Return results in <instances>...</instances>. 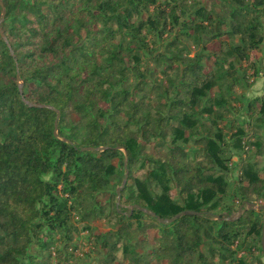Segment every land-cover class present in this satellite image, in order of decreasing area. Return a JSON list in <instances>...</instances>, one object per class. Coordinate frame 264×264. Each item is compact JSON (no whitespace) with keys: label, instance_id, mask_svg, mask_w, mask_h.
Returning <instances> with one entry per match:
<instances>
[{"label":"trees","instance_id":"1","mask_svg":"<svg viewBox=\"0 0 264 264\" xmlns=\"http://www.w3.org/2000/svg\"><path fill=\"white\" fill-rule=\"evenodd\" d=\"M263 42L264 0H0V264H85L82 229L94 264H249L263 220L238 211L264 204V93L245 90Z\"/></svg>","mask_w":264,"mask_h":264},{"label":"rangeland","instance_id":"2","mask_svg":"<svg viewBox=\"0 0 264 264\" xmlns=\"http://www.w3.org/2000/svg\"><path fill=\"white\" fill-rule=\"evenodd\" d=\"M149 43V46L151 49L153 48H158L162 51H164V44H165V40L160 38V37H156V36H148L146 38V40ZM190 49H191V53L193 54L194 50L196 48H193L192 45H190ZM255 54L257 55V60L258 63L257 65V69H256V75L255 77L253 76L254 82L252 85H250L246 90H245V96L247 98H251L254 97L256 95L262 94L264 93V42L261 45L260 49L258 51L255 52ZM145 63L144 66L145 67ZM149 66H151V68L154 69V73H156V77L158 78H162L161 72H160V68H158L152 61L148 62ZM163 84H165V82H163ZM236 117L239 119V121L245 123L246 119H247V115L244 112H240L239 114L236 115ZM243 129H244V135H243V140H250L253 141L252 137H248L247 134V130L244 128V124H242ZM234 131V129L232 130V132ZM249 135V134H248ZM254 147H252L251 150H253ZM249 151V154H251L252 151ZM235 154L232 157V161L234 163V165H231V169L228 170V172L226 173V177L227 179L230 181L232 179H235L240 171L238 168V165L240 166L241 164V158L243 159V161H245V159L248 158V153L245 151V149L242 148V150L240 152H236V150H234ZM255 161V166H257V169H263L264 167V157H257L256 159H251L250 162ZM148 166L145 167V169L140 168L137 172H135V176H139L140 174H142L144 172V170L146 171V173L148 172ZM263 173H260V175H262ZM125 175V173H124ZM123 175V178H124ZM122 178V181H123ZM122 181L121 183L117 182L116 183V187L115 189L117 190V188H119L121 190L122 188ZM120 190L118 193L117 198L119 199V194H120ZM243 208H246V206L244 205ZM129 213V212H127ZM237 213V212H234ZM239 213V211H238ZM260 216L263 220V216L264 213L263 211L260 212ZM113 219H107V218H102L99 219L97 221H94L91 223V225L93 227H95V229H97L98 231H107L108 229H110L111 225V221ZM74 223L78 226L81 227L83 224L82 222L77 221L76 219H74ZM88 230H80L79 232V236L78 237H74L73 238V243L77 245L76 249H73V255L79 259V261H81L82 263L85 264H94V262H96L99 259L100 256V252L98 249H96L95 247H92L86 240L85 235L87 234ZM148 232V236L152 237L155 232L153 230H149ZM239 256V255H238ZM255 257H258L263 263H264V250H262V252L256 250L255 254L250 257H247V261L249 264H255L254 260Z\"/></svg>","mask_w":264,"mask_h":264},{"label":"water","instance_id":"3","mask_svg":"<svg viewBox=\"0 0 264 264\" xmlns=\"http://www.w3.org/2000/svg\"><path fill=\"white\" fill-rule=\"evenodd\" d=\"M90 149L94 150L95 148H90ZM99 149H102V147H100ZM126 178H127V173H125V175H124L122 185L125 183ZM119 190L120 189L117 188L116 191L119 192ZM244 205L246 206L247 209H256L257 211H263L264 212V204H257L255 202H247V201H244L243 203H241V205L239 207V212L242 211V208ZM133 206H135V205H133ZM184 213H195V211H181V212L175 214L173 217L166 219V221H172L176 217H178ZM161 221H163V220H161ZM261 247L264 250V216H263V223H262V228H261Z\"/></svg>","mask_w":264,"mask_h":264}]
</instances>
